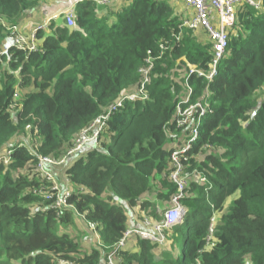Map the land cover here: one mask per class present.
I'll list each match as a JSON object with an SVG mask.
<instances>
[{
  "label": "trees",
  "instance_id": "obj_1",
  "mask_svg": "<svg viewBox=\"0 0 264 264\" xmlns=\"http://www.w3.org/2000/svg\"><path fill=\"white\" fill-rule=\"evenodd\" d=\"M45 1L0 0V19L28 34L36 24L26 27L30 17L43 20L36 11ZM113 1H78L73 26L54 19L37 31V50L10 47L0 59V264H58L60 258L108 264L127 229L158 236L143 221L150 216L161 223L176 193L170 153L192 124L176 126V105L188 87L190 102L201 101L209 112L184 170L196 169L207 181L189 178L182 200L187 211L181 223L163 229L162 243L133 233L115 262L264 264V0L259 9L236 6L212 80L189 74V66L207 71L214 56L206 31L183 25L190 14L182 3ZM9 36L0 25V49ZM161 44L168 45L162 53ZM148 51L154 57L148 98L126 101L98 144L51 167L62 182L69 179L72 191L71 206L58 215L52 201L36 192L47 184L35 172L38 158L61 159L123 89L136 90ZM76 218L88 230V222L96 224L100 241L95 237L88 251L66 230Z\"/></svg>",
  "mask_w": 264,
  "mask_h": 264
},
{
  "label": "built area",
  "instance_id": "obj_2",
  "mask_svg": "<svg viewBox=\"0 0 264 264\" xmlns=\"http://www.w3.org/2000/svg\"><path fill=\"white\" fill-rule=\"evenodd\" d=\"M78 1L82 0H75L71 6L64 10H60L54 15H50L46 10H43V20L40 23H37L28 34L21 31L18 24H9L0 19V25H2L10 34L9 41L4 42L0 49V59L10 47L23 51L37 50V31L45 29L49 23L58 16H62L68 26H73L74 7ZM91 1L99 5H105L111 0ZM262 1L263 0H182L184 11L190 14V16L184 19L183 25L192 29H204L212 44L214 56L213 60L208 64L209 69L207 71L198 70L194 66H189V74L195 73L207 80H212L217 74L219 62L225 55L227 49L228 31L235 23L236 6L240 3H247L255 9H259L262 5ZM167 46L168 45L164 44L160 45L161 53L167 48ZM153 58L151 51H148V55L144 59L145 65L139 68L142 78L138 88L131 92L127 89H123L119 94V98L110 104L104 113L98 115L78 132L72 145L67 149L66 154L61 159H53L48 156H40L38 158L35 172L42 180L46 181L47 184L41 185L36 192L46 200L52 201L51 206L57 211L58 215L61 214L62 209L71 206L68 202V198L71 196L72 191L70 189L69 179L66 177L64 179L65 182H62L61 177L55 174L51 167L63 164L67 158L81 153L84 147L89 143L95 145L98 144L106 123L117 109L123 107L126 101H135L137 99L146 100L148 98L146 85L150 82V69L153 66ZM191 95L192 88L188 87V92L176 105V126L181 127L190 122L192 123L189 128V133H187L186 136L187 139L183 140V143L180 145L175 143L170 153V162L173 167L170 177L177 186L176 193L171 198L170 207L165 209L164 218L161 223L153 222V219L150 216L144 218L143 221V225L146 228L153 226L159 235H154L148 229H127L124 236L114 245L113 250L108 255V264H116L114 255L117 254L120 248L124 247L126 238L133 233L140 235L142 238L152 239L162 243L165 238L163 229L171 228L175 224L181 223L183 216L187 211L182 200L186 196L185 189L189 178L193 177L201 182L207 181L206 178L201 175V172L196 169H193L190 172L184 170V162L188 160V151L193 147V143L199 136V127L202 118L209 112L208 106L201 101L191 103ZM197 109H199L198 112H196ZM29 128L30 126H27V129ZM10 153L11 152L8 151L7 155L2 158L4 162L8 161ZM63 184H65V186ZM88 228L93 232L96 239L100 241L96 224L88 222ZM208 230L207 244L210 243L214 231L213 221L210 223ZM58 264L74 263L68 259L60 258Z\"/></svg>",
  "mask_w": 264,
  "mask_h": 264
},
{
  "label": "rangeland",
  "instance_id": "obj_3",
  "mask_svg": "<svg viewBox=\"0 0 264 264\" xmlns=\"http://www.w3.org/2000/svg\"><path fill=\"white\" fill-rule=\"evenodd\" d=\"M116 1L117 0H114L113 2H116ZM181 2H182V0H178V3L181 4ZM181 5H183V4H181ZM61 19H62V16H59L57 19H55V21L56 22H60ZM179 62L180 61H178V63ZM61 165L62 164L54 165V168L57 169ZM236 196H237V193H234L231 196H229L227 198V200H226V206L230 205ZM84 222L85 221L83 219L76 218L74 220V224L70 225L68 227V229H66V230L68 231V233L71 236L77 237L76 240L80 241L82 243V245L85 247V249L88 251L90 246L95 244L94 243L95 242V236H94V234L91 231H90V233L88 232L89 230L87 229V225H85L86 222L85 223ZM56 229L58 230V232H62L61 231V227L56 226ZM173 247H174V251L176 252V254H178L179 251H180V247H181V235H180V232H177V235L174 238Z\"/></svg>",
  "mask_w": 264,
  "mask_h": 264
},
{
  "label": "crops",
  "instance_id": "obj_4",
  "mask_svg": "<svg viewBox=\"0 0 264 264\" xmlns=\"http://www.w3.org/2000/svg\"><path fill=\"white\" fill-rule=\"evenodd\" d=\"M74 1L75 0H46L45 3H43L42 7L39 8L38 11H36V15L42 12V17H43V10H46L50 15H54L60 10H64L65 8L71 6L74 3ZM29 19L30 21L28 22V25L26 27H30L34 23L37 24L39 21L38 19L36 20V18L30 17Z\"/></svg>",
  "mask_w": 264,
  "mask_h": 264
},
{
  "label": "clouds",
  "instance_id": "obj_5",
  "mask_svg": "<svg viewBox=\"0 0 264 264\" xmlns=\"http://www.w3.org/2000/svg\"><path fill=\"white\" fill-rule=\"evenodd\" d=\"M74 9H75V7H74ZM187 209V208H186Z\"/></svg>",
  "mask_w": 264,
  "mask_h": 264
}]
</instances>
